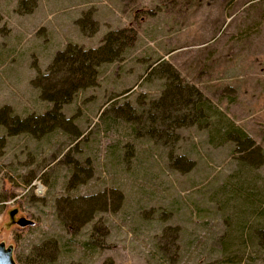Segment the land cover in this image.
<instances>
[{
	"label": "rangeland",
	"instance_id": "374dc122",
	"mask_svg": "<svg viewBox=\"0 0 264 264\" xmlns=\"http://www.w3.org/2000/svg\"><path fill=\"white\" fill-rule=\"evenodd\" d=\"M0 16V110L19 118L52 107L32 81L67 45L136 34L62 128L0 126V244L16 264H264V0H0ZM176 85L201 93L206 120L159 104Z\"/></svg>",
	"mask_w": 264,
	"mask_h": 264
},
{
	"label": "trees",
	"instance_id": "16d2710c",
	"mask_svg": "<svg viewBox=\"0 0 264 264\" xmlns=\"http://www.w3.org/2000/svg\"><path fill=\"white\" fill-rule=\"evenodd\" d=\"M1 21L0 16V23ZM89 22L88 20H81L78 22V27L83 34L92 36L97 29L93 28L87 33L86 24ZM93 26L95 27V24ZM135 40L136 34L134 31L122 29L108 32L101 44L94 49H84L71 44L67 45L63 51L58 52L54 56L50 66L44 73L37 71V75L32 81L33 87L39 91L40 99L52 105L50 110L43 115L19 118L13 115L9 108L4 107L0 110V126L5 129L9 136L27 134L36 138L44 136L55 129L62 128L61 126L67 123L61 113L62 108L68 105L79 91L95 87L98 68L103 64L120 61L125 51L132 47ZM167 70L170 72H167L168 79L179 80L170 67ZM175 88H179V86L167 88L159 104L173 105L182 103L186 109L191 106L194 115L184 116L181 121L183 123L180 125L187 122L189 118H192L195 124L197 119L201 123L206 120L207 116L203 109L206 107L205 104L207 102L203 100L201 93L194 87L185 85L181 89L187 93V96H183V99L181 98L180 100V97H177L180 91L176 92ZM190 96L198 98L195 104L190 101ZM224 137L234 143L236 147L235 153L244 154L253 147L252 141L243 131L231 123L224 130ZM88 206L91 207L90 202ZM90 211L92 212L93 209H90ZM87 212L89 214V211ZM87 212L84 211L83 214H87Z\"/></svg>",
	"mask_w": 264,
	"mask_h": 264
},
{
	"label": "water",
	"instance_id": "95a60500",
	"mask_svg": "<svg viewBox=\"0 0 264 264\" xmlns=\"http://www.w3.org/2000/svg\"><path fill=\"white\" fill-rule=\"evenodd\" d=\"M0 264H16L13 260L12 252L10 249H5L0 244Z\"/></svg>",
	"mask_w": 264,
	"mask_h": 264
}]
</instances>
